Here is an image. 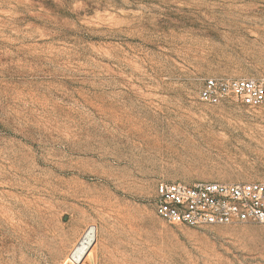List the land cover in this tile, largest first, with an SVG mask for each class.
Here are the masks:
<instances>
[{"label": "rangeland", "instance_id": "obj_1", "mask_svg": "<svg viewBox=\"0 0 264 264\" xmlns=\"http://www.w3.org/2000/svg\"><path fill=\"white\" fill-rule=\"evenodd\" d=\"M212 77L264 80V0H0V264H264V224L155 209L264 182V106L201 102Z\"/></svg>", "mask_w": 264, "mask_h": 264}, {"label": "built area", "instance_id": "obj_2", "mask_svg": "<svg viewBox=\"0 0 264 264\" xmlns=\"http://www.w3.org/2000/svg\"><path fill=\"white\" fill-rule=\"evenodd\" d=\"M199 99L214 106L236 103L241 107L261 108L264 106V80L207 78ZM155 209L161 219L174 225L264 224V182L201 181L186 184L162 181L157 185ZM2 246L0 232V263Z\"/></svg>", "mask_w": 264, "mask_h": 264}, {"label": "bare ground", "instance_id": "obj_3", "mask_svg": "<svg viewBox=\"0 0 264 264\" xmlns=\"http://www.w3.org/2000/svg\"><path fill=\"white\" fill-rule=\"evenodd\" d=\"M93 239H94V230L93 229L86 230L82 235V237L79 239L78 243L76 244L72 252L71 259L80 260L92 245Z\"/></svg>", "mask_w": 264, "mask_h": 264}, {"label": "crops", "instance_id": "obj_4", "mask_svg": "<svg viewBox=\"0 0 264 264\" xmlns=\"http://www.w3.org/2000/svg\"><path fill=\"white\" fill-rule=\"evenodd\" d=\"M163 220V219H162ZM249 223V222H248Z\"/></svg>", "mask_w": 264, "mask_h": 264}]
</instances>
